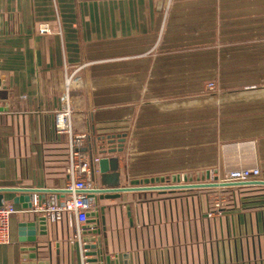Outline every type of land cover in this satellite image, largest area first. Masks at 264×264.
Listing matches in <instances>:
<instances>
[{"label":"crops","instance_id":"1","mask_svg":"<svg viewBox=\"0 0 264 264\" xmlns=\"http://www.w3.org/2000/svg\"><path fill=\"white\" fill-rule=\"evenodd\" d=\"M73 72L85 153L102 158L99 136L125 139L118 187L215 182L240 168L264 179V0H0V189L65 184L55 117ZM209 82L219 91L205 96ZM120 195L100 201L112 264H264V187ZM17 196L4 202L27 209ZM38 219H12L0 264H82L57 224L40 236L36 223L38 259H23L33 245L20 243L19 225Z\"/></svg>","mask_w":264,"mask_h":264},{"label":"built area","instance_id":"2","mask_svg":"<svg viewBox=\"0 0 264 264\" xmlns=\"http://www.w3.org/2000/svg\"><path fill=\"white\" fill-rule=\"evenodd\" d=\"M38 33L41 36L49 35L52 33V29L48 25H41L38 28ZM75 74L76 72H73L65 80V92L61 98L62 109L56 112L55 117V133L58 137L63 138L66 147V162L64 165L65 184L62 187L54 189V191H50L48 188L23 189L31 196L28 203L30 207L24 210H18L15 205L3 201L0 207V246L12 243L10 225L16 215L37 216L45 219L47 226L48 224H57L62 229L72 231V236L68 239V242L80 245L82 264H89L87 261L88 250L85 248L84 238L87 233H93L98 227H88V214L104 207L98 200L99 196L114 189H105L94 181L92 168L94 167L98 171L102 158L85 153L83 148L89 137L85 133H75L73 129L74 111L71 108L70 92L71 87L80 86L74 80ZM207 89L209 92H215L217 90L216 84L209 83ZM1 115L2 98L0 92ZM214 183L223 186L222 188L229 189L264 187V179L259 168L233 170L227 173L224 179ZM196 185H162L159 188H163L160 189L161 191L196 190L194 188ZM204 189L213 188L206 187ZM214 216L215 212L208 213V218H213Z\"/></svg>","mask_w":264,"mask_h":264},{"label":"water","instance_id":"3","mask_svg":"<svg viewBox=\"0 0 264 264\" xmlns=\"http://www.w3.org/2000/svg\"><path fill=\"white\" fill-rule=\"evenodd\" d=\"M96 142L103 144L104 147H101V149L97 148L96 143V151L99 153V155L102 156V159L98 166V171L101 176V183L104 186L105 189H114L112 191L105 192L101 194L98 198L99 201L103 200H116L121 198V193L129 192V191H161L159 186L145 188V187H129V188H121L119 186V180H120V169H119V157L116 155L118 153L123 152V144L125 143L124 137L116 136V135H102L96 138ZM121 144V145H120ZM86 152V150H83ZM106 155H111L110 157H106ZM93 176L95 169L92 168ZM95 181V177L93 178ZM264 185V183H263ZM220 185L218 183H213L209 185H203V184H197L194 186L196 189H203L206 187L209 188H217ZM141 188V189H140ZM144 188V189H143ZM172 188V187H169ZM186 188V187H183ZM171 190V189H170ZM8 192L13 193H19V196L15 197L14 203H22L23 200L27 202V205H25L24 208H29L30 205L28 204L31 196L28 195V192H25V190L22 189H0V207L3 204L4 201V194ZM105 207H101L100 210L97 209L95 212L88 214V227H98L97 230L93 231L92 234L97 235V237H90L86 238L84 240L85 248L88 250V256H91L94 258L93 262L94 264H112L110 256H106L103 251L102 246V233H104L105 237L107 236L106 232V217H105ZM128 217H131V213L128 212ZM38 223V230L40 236H46L47 235V224L45 219L40 218L37 220V222H29V223H21L19 225V241L22 244H32L33 247H25L23 249V252L25 253H32V255H23V259L27 260L29 258L33 259L35 262L38 259L36 242H37V230L36 226ZM102 226V228H101ZM34 253V254H33ZM29 256V257H28ZM124 264H128V255H124ZM34 264H50L48 262H39ZM115 264H119L117 261H115Z\"/></svg>","mask_w":264,"mask_h":264},{"label":"rangeland","instance_id":"4","mask_svg":"<svg viewBox=\"0 0 264 264\" xmlns=\"http://www.w3.org/2000/svg\"><path fill=\"white\" fill-rule=\"evenodd\" d=\"M167 1H169V3L171 4V2L172 1H174V0H167ZM209 83H215V82H209ZM209 83H206V85L204 86V93H203V95H207V94H213V93H217L218 91H219V86L218 85H216V88H217V90L215 91V92H209L208 91V89H207V87H208V84ZM216 84V83H215ZM215 182H218V181H215ZM209 183H214V181L213 180H211V181H205V182H200V183H195V184H209ZM183 185H187V184H183ZM190 185V184H189ZM258 188H260V187H258ZM262 188V187H261ZM224 189V188H223ZM225 189H229V188H225ZM196 190H203V189H196ZM216 199H218V196H216ZM226 202H229V201H226ZM216 207H220V203H218L217 204V206H215V208Z\"/></svg>","mask_w":264,"mask_h":264},{"label":"bare ground","instance_id":"5","mask_svg":"<svg viewBox=\"0 0 264 264\" xmlns=\"http://www.w3.org/2000/svg\"><path fill=\"white\" fill-rule=\"evenodd\" d=\"M223 186H219V187H217V188H222Z\"/></svg>","mask_w":264,"mask_h":264}]
</instances>
